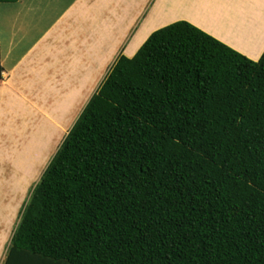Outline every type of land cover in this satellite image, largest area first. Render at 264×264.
I'll use <instances>...</instances> for the list:
<instances>
[{
  "label": "trees",
  "instance_id": "obj_1",
  "mask_svg": "<svg viewBox=\"0 0 264 264\" xmlns=\"http://www.w3.org/2000/svg\"><path fill=\"white\" fill-rule=\"evenodd\" d=\"M5 264H264V54L178 22L120 56Z\"/></svg>",
  "mask_w": 264,
  "mask_h": 264
},
{
  "label": "crops",
  "instance_id": "obj_2",
  "mask_svg": "<svg viewBox=\"0 0 264 264\" xmlns=\"http://www.w3.org/2000/svg\"><path fill=\"white\" fill-rule=\"evenodd\" d=\"M178 22L194 25L255 62L264 54V0H20L0 4L1 115L5 117L18 103L34 99L38 107L36 99L51 98L58 114L51 123L62 127L67 121L62 122L64 113L74 112L79 97L100 88L120 56L133 59L155 32ZM240 38L245 49L238 46ZM13 213L8 209L2 217L8 226ZM9 230L0 229L2 264L11 248Z\"/></svg>",
  "mask_w": 264,
  "mask_h": 264
},
{
  "label": "rangeland",
  "instance_id": "obj_3",
  "mask_svg": "<svg viewBox=\"0 0 264 264\" xmlns=\"http://www.w3.org/2000/svg\"><path fill=\"white\" fill-rule=\"evenodd\" d=\"M97 91L95 89L88 96L78 98V108L72 113H64L62 122L67 121L62 127L51 123L53 117H58L55 106H51V98H42L46 102H38L36 99L35 102L40 104L38 107L33 104L34 99L29 104L18 103L5 113V117L0 113V222H3L0 229L10 228L9 241L13 238L20 211L30 192L40 182L65 138ZM8 209L14 212L13 222L10 221L9 226L2 220V217L8 215ZM4 259L5 255H2L0 264Z\"/></svg>",
  "mask_w": 264,
  "mask_h": 264
}]
</instances>
